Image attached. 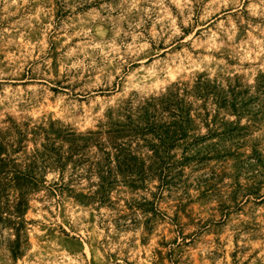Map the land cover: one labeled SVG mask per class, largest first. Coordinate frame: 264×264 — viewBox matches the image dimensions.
<instances>
[{
  "label": "rangeland",
  "instance_id": "obj_1",
  "mask_svg": "<svg viewBox=\"0 0 264 264\" xmlns=\"http://www.w3.org/2000/svg\"><path fill=\"white\" fill-rule=\"evenodd\" d=\"M0 214V264H264V0H0Z\"/></svg>",
  "mask_w": 264,
  "mask_h": 264
},
{
  "label": "trees",
  "instance_id": "obj_2",
  "mask_svg": "<svg viewBox=\"0 0 264 264\" xmlns=\"http://www.w3.org/2000/svg\"><path fill=\"white\" fill-rule=\"evenodd\" d=\"M23 203L21 202L19 205H22ZM2 215L0 214V220L2 219V217H1ZM21 228V226L18 228V229H20Z\"/></svg>",
  "mask_w": 264,
  "mask_h": 264
}]
</instances>
